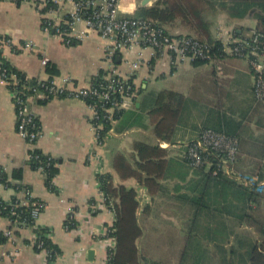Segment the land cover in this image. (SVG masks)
Returning <instances> with one entry per match:
<instances>
[{"label":"crops","instance_id":"0c3cea01","mask_svg":"<svg viewBox=\"0 0 264 264\" xmlns=\"http://www.w3.org/2000/svg\"><path fill=\"white\" fill-rule=\"evenodd\" d=\"M143 1H136L135 6H132L133 1L129 6L122 1V14L134 16L139 9L151 7L158 0L145 5ZM40 3L36 0H0V38L12 41L11 46L4 48V58L31 80L62 84L69 78L74 88L88 87L96 77L107 75L112 70L104 62L108 42L95 33H88L84 39H73L69 44L64 42L45 30V18L52 15L46 14L48 9ZM63 12L62 16H65L67 13ZM254 14L251 12L238 18L218 9L215 16L207 19L214 40L218 41L220 35L222 41L230 35L248 36L258 25ZM238 25L241 28L235 30ZM164 28L174 36L196 37L191 27L181 20ZM27 42H32V51L24 49ZM44 59L47 64L43 63ZM134 62L139 63L138 70L132 68ZM48 64L57 70L55 76L48 73ZM114 69L121 76L133 79L136 95L124 107L123 116L112 126V132L102 146L97 143L93 112L86 102L62 97L47 100L41 97L34 101L32 109L40 122L42 135L35 146L30 145L17 132L12 92L0 75V167L10 179L9 188H0V198L5 202L21 198L20 186H26L34 199L46 206L37 220V227L20 231L13 243L5 244V250L17 252L16 256L3 257L0 249V264H108L109 246H116L109 230L116 224L115 211L92 210L93 205L100 202L99 177L103 174L110 175L115 186L134 189L137 199L140 190L146 193L145 202L137 212L138 224L143 231L137 242L141 256L151 259L154 250H158L156 254L170 258L168 264H180L188 242L197 232L190 227L194 224V207L183 199V195L191 196L190 187H196L199 180L182 162L181 154L189 142L196 140L202 130L211 125L209 121L214 115H230L236 112L232 106L249 107L255 103L254 79L249 64L231 57L202 66H195L192 61L176 64L168 56H157L150 48H135L118 53ZM240 79L244 87L240 85ZM164 91L178 93L186 104L172 143L155 135V123L150 115L154 98ZM136 142L166 151L169 174L158 181L160 190L155 195L136 179L122 180L115 170L114 161L118 155L135 162ZM35 149L59 161V174L51 188L46 176L30 165V156ZM18 170H23V178L14 181V173ZM69 208L78 213L80 228L76 231H67L64 227ZM213 219L214 216L204 219L205 225L212 227ZM183 226L188 228L184 234ZM9 228V219L0 216V230ZM42 229L61 250V255L51 262L33 245L37 230ZM181 235L185 236V246L181 243ZM160 243L161 246H157ZM173 257L177 258L176 263ZM154 261L166 264L162 260Z\"/></svg>","mask_w":264,"mask_h":264},{"label":"trees","instance_id":"16d2710c","mask_svg":"<svg viewBox=\"0 0 264 264\" xmlns=\"http://www.w3.org/2000/svg\"><path fill=\"white\" fill-rule=\"evenodd\" d=\"M19 2H21V0H19ZM230 4L233 5V8H230ZM218 9H222L229 15L238 18L255 12L254 15L258 21L257 29L264 32V0H158L153 6L141 8L137 11V14L128 17L153 20L163 28L165 25L171 24L176 20H181L184 24L191 27L198 40L212 47L211 53L213 55H219V60L227 57L236 58L225 54L223 52L222 41H215L213 38L211 24L207 19L209 16H215ZM235 36L239 37L237 35ZM4 39L5 38H0V65L7 70V76L10 82L13 81L12 77H15L19 82V85L15 89L20 90L26 87V95H32L34 92L33 90H38L40 88L39 85L41 82L29 79L24 73L18 71L4 58V48H1V43ZM193 64L195 66H202L209 64V62L197 59L193 61ZM47 71L52 76H55L57 73V70L52 64L47 65ZM104 76L105 74H101L94 79L95 87H101L107 84L103 79ZM127 84H132L136 91L132 78L127 81ZM29 88L33 90H28ZM10 89L13 90L14 87H10ZM121 101L122 98L119 94H114L105 108H109L113 103H119ZM185 107L184 97L173 91H164L154 98V108L150 111V115L152 121L155 123V135L158 138L170 143L173 142L174 135L180 124L182 110ZM123 110L124 109L116 111L114 115L116 120L123 116ZM213 117L214 119L209 121L211 125L208 123L209 125L204 129H213L238 138L241 149V140L239 137L240 124L236 123L234 118L229 117L226 113H217ZM215 120H217V124L214 123ZM103 125L104 130H102V134L104 136L112 129V125L104 121ZM134 150L137 154V156L135 155V162L132 163L125 156L118 155L114 161L115 170L122 180L136 179L142 186L148 188L150 194L155 195L160 190L158 181L165 178L166 175L168 177L169 174L168 171L170 167L166 160V151L158 146L152 147L143 142H136L134 144ZM184 150H186V148ZM35 156L39 158L32 159L30 165L35 170L41 166L46 167V181L47 185L51 188L53 186V180L59 174V161L52 156L43 154L38 149H35L33 153V157ZM181 160L186 163L185 165L195 176L199 177L196 187L187 185V187L191 188V196L183 195V199L190 202L195 211L194 224L190 227H194L198 232H204L203 234L205 237L206 234H208V239L203 243L205 249L202 250L205 251L204 253L193 255L191 259L184 254L180 264H188L190 261H192L193 264H208L209 256L212 255V251L208 249V246L211 244H213L214 249L217 250V255L220 253L223 257L222 261L224 264H234V260L231 258H236L239 264H264V225H260L259 232L258 226L256 228L260 239L253 241L250 238L244 239V237H242L241 240L237 242L238 247L232 248L230 247L231 223H227L229 217H233V220H245L246 214L242 206L244 200L248 206L247 209L252 207V205L254 206L260 203L259 196L264 193V175L260 176V180L258 179L257 183L248 184L238 180V176L243 175L240 170L239 160L235 167V174L232 176H228L222 171H217V174L214 175L213 173L216 170L215 166L210 169L207 167L192 169L186 160L182 158ZM0 176H4L3 181L5 178L8 179L7 174L1 167ZM22 178L23 170H18L14 173V181H20ZM99 183L101 191L109 198L108 203L114 207L116 215V224L114 232L112 233V236L116 239V246L112 256L108 260V264H163L144 258L140 254L137 242L142 237L143 231L137 220V212L140 206L137 199V192L123 185L115 186L110 175H101L99 177ZM230 188H234L236 191L234 192L232 190L234 194L236 193L237 207L239 209L241 208V213H238V215L230 213L228 207L229 203L218 200L216 202H211L209 199L210 193H215L216 195V192L221 189L223 191L224 189ZM20 189L28 190L29 188L20 186ZM218 195H221V193H218ZM17 199L18 198H14L12 202L16 203ZM0 202L2 206H6V202ZM213 205H216V210H214ZM10 209L13 208L8 206L9 211ZM14 209L15 215L11 217L12 220L31 224V207L22 206L15 207ZM9 211L4 212L0 216L6 215ZM212 216H214L212 227L211 224L205 225L204 221L202 223L205 228L204 230L197 226L203 218L208 219ZM38 232L41 236L47 233L44 229L37 230V234ZM16 233L18 235L19 231ZM193 240L194 238L188 242V245L194 246ZM43 241L46 247L54 250V255L50 258V262L54 261L61 255V250L51 242L50 238H45ZM4 242L5 239L2 238L1 243ZM37 251L40 252L39 249H37ZM211 257H213V255Z\"/></svg>","mask_w":264,"mask_h":264},{"label":"built area","instance_id":"2783aa9c","mask_svg":"<svg viewBox=\"0 0 264 264\" xmlns=\"http://www.w3.org/2000/svg\"><path fill=\"white\" fill-rule=\"evenodd\" d=\"M41 2L47 13L52 17H46L44 21L45 30L53 32L64 42L71 43L73 39H84L88 33H95L100 38L108 42V48L104 53V62L112 70L104 76L107 84L101 87H95L94 81L88 87L74 88L71 79L66 78L62 84H56L53 81L41 82L38 90H33L32 95H26L23 89H15L19 82L15 77L10 82L7 76V70L0 65V75L6 81L9 88L14 87L12 96L16 107L17 114V132L30 145L35 146L42 135V128L33 109L32 104L38 98L43 97L45 100L54 97L70 98L83 100L88 108L93 112V126L96 133L98 145H104L105 140L109 137L112 129L103 136V121L114 125L117 121L115 113L124 109L128 102L134 99L136 91L132 84H127L129 78L118 74L115 67V59L120 52H129L135 48H150L157 56H168L176 64L185 61L204 60L209 63H217L219 55L211 53L212 47L209 44L202 43L196 37L189 35L174 36L167 32L165 28L158 25L157 22L149 19L130 18L122 14V0H36ZM67 14L62 16V12ZM63 12V14L65 13ZM218 37H221L218 36ZM218 40L222 41L221 38ZM223 52L229 56L246 60L249 64L251 75L253 76V94L256 103H264V32L257 28L251 30V33L245 37L228 36L223 41ZM12 45L10 39L1 43V48H7ZM27 51L33 50L32 42L24 45ZM47 64V60H43ZM132 68L138 70L139 63L131 64ZM114 94H119L122 101L113 103L109 108L105 106L111 101ZM181 158L186 160L192 169L216 167L217 171H222L228 176L235 174V167L240 157V142L236 137L229 136L224 132H218L213 129H204L198 138L189 142L185 146ZM32 151L30 159L33 157ZM37 170L47 175L46 167L41 166ZM104 175V174H103ZM4 176H0V188H9L10 179L3 181ZM238 180L248 184L257 183L258 178L246 174L239 175ZM54 181V180H53ZM100 184V183H99ZM54 186V183H53ZM21 198L18 197L16 203L6 202L2 206L0 202V215L9 211L8 206L13 209L4 215L11 223V228L0 230V249L3 257H14L17 252L8 253L5 250V244L13 243L17 233L27 228L37 227V220L45 209L42 201L34 199L30 190H20ZM146 193L139 192L138 201L139 209L145 202ZM0 201H3L0 198ZM109 198L101 191L100 202L93 205L92 210L97 212L103 208L114 211V207L108 203ZM5 202V201H4ZM31 207V224L12 220L15 215V207ZM21 214V213H20ZM91 215V214H90ZM22 216V214H21ZM64 227L67 231H76L80 228L78 223V213L74 208H69ZM110 232H114V226L110 227ZM2 238L5 239L4 243ZM45 238L47 235H35L33 245L36 249L44 252L48 258H52L54 250L46 247ZM116 240V239H115ZM116 244V243H115ZM115 245L109 246L108 260L112 256ZM56 255V252H55Z\"/></svg>","mask_w":264,"mask_h":264},{"label":"rangeland","instance_id":"374dc122","mask_svg":"<svg viewBox=\"0 0 264 264\" xmlns=\"http://www.w3.org/2000/svg\"><path fill=\"white\" fill-rule=\"evenodd\" d=\"M126 4V6H129L132 2V6L136 5V1L138 0H122ZM152 0H147L146 3H150ZM233 8V5L230 4V8ZM241 28V25H238L235 27V30H239ZM219 38V37H218ZM240 85L243 86V80L240 79ZM245 85V84H244ZM244 87V86H243ZM233 110L235 109L236 112L229 113V117L234 118L236 123L240 124L241 128L239 131V137L241 140V149H240V170L243 174L253 176L255 178H260L261 175H264V103H253L249 107L246 105H239V106H232ZM248 108V109H247ZM237 113V114H235ZM215 124H217V120L214 121ZM207 127V126H206ZM260 180V179H259ZM264 185V184H263ZM235 191L234 188L230 189H222L215 193H210L209 199L211 202L218 201H225L226 203H229V211L230 213L234 215H238V213H241V208L239 209L238 203L236 201V193L234 194L233 191ZM218 193H221V195H218ZM230 194V195H229ZM259 202L256 205H252V207H249L247 209V205L245 203H242L245 211V220L239 221L237 219L233 220V217H229V220L231 223V239H230V247L237 248L238 247V240H241L242 237L250 238L253 241H257L260 239L259 236V229L260 225H264V193H262L259 196ZM245 199V197H244ZM245 204V205H244ZM241 206V205H240ZM251 206V205H250ZM214 210H216V205H213ZM204 221V218L200 221V223L197 225L201 229H205L202 225ZM242 222V223H239ZM258 226V232L256 230ZM209 227V226H208ZM207 227V228H208ZM184 231L183 234L188 231L187 226H183ZM207 230V229H206ZM246 235V236H244ZM182 240L181 243L185 246V236L181 235ZM189 237V236H187ZM208 234H203L202 231L196 232V236L194 237V246L188 245V249L185 253L186 257H191L194 255H197L198 253L202 254L205 251L202 249H205L203 246V243L207 241ZM170 243V241H168ZM178 243V242H177ZM162 243L157 244V246H161ZM183 246V247H184ZM146 246H143L144 248ZM208 249L212 251L213 257L209 256L208 264H224L223 263V257L218 253L217 250L214 249L213 244L208 246ZM156 251L154 250L151 259L154 260H162L165 261L166 264L170 263L169 259L163 257L161 254H156ZM234 260V264H239L236 261V258H231ZM173 261H177L176 257H173ZM188 264H193L192 261H190ZM244 264V263H242Z\"/></svg>","mask_w":264,"mask_h":264},{"label":"water","instance_id":"95a60500","mask_svg":"<svg viewBox=\"0 0 264 264\" xmlns=\"http://www.w3.org/2000/svg\"><path fill=\"white\" fill-rule=\"evenodd\" d=\"M119 60V58H117V61ZM92 254H93V252L91 251V252H89V256L91 257L92 256Z\"/></svg>","mask_w":264,"mask_h":264},{"label":"bare ground","instance_id":"6f19581e","mask_svg":"<svg viewBox=\"0 0 264 264\" xmlns=\"http://www.w3.org/2000/svg\"><path fill=\"white\" fill-rule=\"evenodd\" d=\"M147 0H144L142 3L145 5V2H146ZM146 4H148V3H146Z\"/></svg>","mask_w":264,"mask_h":264}]
</instances>
